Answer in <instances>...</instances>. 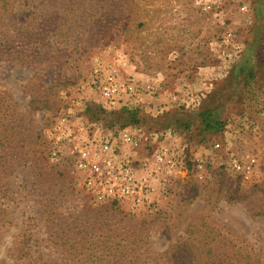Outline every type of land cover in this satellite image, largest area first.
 Instances as JSON below:
<instances>
[{
    "label": "rangeland",
    "instance_id": "obj_1",
    "mask_svg": "<svg viewBox=\"0 0 264 264\" xmlns=\"http://www.w3.org/2000/svg\"><path fill=\"white\" fill-rule=\"evenodd\" d=\"M0 26L31 45L0 52V103L29 143L0 146V264H264V0H0ZM112 74L139 88L114 106ZM123 129L138 158L181 154L141 205L99 201L69 157ZM250 156L251 178L229 167Z\"/></svg>",
    "mask_w": 264,
    "mask_h": 264
},
{
    "label": "built area",
    "instance_id": "obj_2",
    "mask_svg": "<svg viewBox=\"0 0 264 264\" xmlns=\"http://www.w3.org/2000/svg\"><path fill=\"white\" fill-rule=\"evenodd\" d=\"M138 89L133 83L122 84L114 74L99 84V91L110 106L117 104L123 93L132 95ZM72 143L69 157L73 168L99 201L131 200L134 205H141L153 197L158 187L177 176L182 166L181 154L165 145L138 158L132 150L139 148L140 140L127 129L107 138L95 136L86 143ZM220 147V143H215V148ZM65 156L63 147L52 149L51 158L55 162L63 161ZM194 161L202 167L199 158ZM256 166L254 156L246 160L232 157L229 161V167L245 179L253 176Z\"/></svg>",
    "mask_w": 264,
    "mask_h": 264
},
{
    "label": "trees",
    "instance_id": "obj_3",
    "mask_svg": "<svg viewBox=\"0 0 264 264\" xmlns=\"http://www.w3.org/2000/svg\"><path fill=\"white\" fill-rule=\"evenodd\" d=\"M1 31V26H0ZM4 36L0 33V52L6 53V51L11 52L13 49L23 48L25 46V51L29 49V46L26 44H15V46H10L12 43H15V40L4 42ZM4 55V54H3ZM18 62H24V63H34L36 60L34 57L32 59H25V60H17ZM241 70V69H240ZM125 112L127 116L130 118V122H133L135 124L138 123V119L136 118V113L130 112L125 109ZM212 112L210 110L205 111L202 116L204 119V125L205 129L207 131H213L216 129V127H221L222 123L218 122L216 119L212 118L211 116ZM16 114L14 111H12L9 107L3 105L0 103V146L5 147L8 150H11V153L14 155L13 158L19 157V150H24V147L29 144L26 143V140L23 139V143L20 144V137H21V129L22 126L17 124V120L15 118ZM6 158H9V155L6 156ZM14 162L8 161L6 162V167L11 169L13 167Z\"/></svg>",
    "mask_w": 264,
    "mask_h": 264
}]
</instances>
